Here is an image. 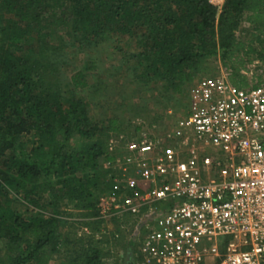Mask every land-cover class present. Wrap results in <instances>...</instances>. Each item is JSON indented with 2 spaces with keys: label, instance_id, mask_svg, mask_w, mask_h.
Masks as SVG:
<instances>
[{
  "label": "trees",
  "instance_id": "1",
  "mask_svg": "<svg viewBox=\"0 0 264 264\" xmlns=\"http://www.w3.org/2000/svg\"><path fill=\"white\" fill-rule=\"evenodd\" d=\"M57 24L78 49L135 38L141 76L178 94L211 61L235 89L256 87L264 65V0H225L219 16L210 0H0V264H50L67 243L60 208L96 211L113 188L101 161L114 160L104 137L121 130L119 119L94 121L90 101L54 80ZM69 85L88 87L86 73ZM69 256L100 264L103 253L90 245Z\"/></svg>",
  "mask_w": 264,
  "mask_h": 264
},
{
  "label": "built area",
  "instance_id": "2",
  "mask_svg": "<svg viewBox=\"0 0 264 264\" xmlns=\"http://www.w3.org/2000/svg\"><path fill=\"white\" fill-rule=\"evenodd\" d=\"M258 75L245 89L223 71L197 80L169 139L142 132L126 144L131 169L100 207L133 217L138 264H264V68Z\"/></svg>",
  "mask_w": 264,
  "mask_h": 264
},
{
  "label": "rangeland",
  "instance_id": "3",
  "mask_svg": "<svg viewBox=\"0 0 264 264\" xmlns=\"http://www.w3.org/2000/svg\"><path fill=\"white\" fill-rule=\"evenodd\" d=\"M210 1L217 6L219 16L225 0ZM244 26L250 27L248 23ZM55 31L52 42L64 45L56 58L60 71L54 75L60 89L66 91L67 97H82L90 101V115L94 121L106 126L110 118L119 119L121 130L104 137L108 152L114 156L113 161H101L103 169L108 171L105 176L108 181L121 178L130 171L131 157L126 150L129 141L139 138L142 132L150 139L157 138L162 142L169 139L175 132L177 121L187 111L194 83L223 71L219 60L211 61L206 71L178 94L163 81H151L141 76L137 59L130 56L139 50L135 38L108 36L98 45L78 49L70 46L64 26L57 24ZM263 68L264 65L259 70ZM77 70H83L87 75L89 86L85 89H73L69 85L70 75ZM25 208V204H17L20 211ZM60 210V216L69 221L59 228L67 243L54 253L50 264H67L69 255L90 245H97L102 250L100 264L139 263L141 254L135 240L132 216L114 210L107 216L100 207V201L96 211L72 206H63ZM141 231L145 233L144 229Z\"/></svg>",
  "mask_w": 264,
  "mask_h": 264
},
{
  "label": "water",
  "instance_id": "4",
  "mask_svg": "<svg viewBox=\"0 0 264 264\" xmlns=\"http://www.w3.org/2000/svg\"><path fill=\"white\" fill-rule=\"evenodd\" d=\"M128 264H135L134 261H130Z\"/></svg>",
  "mask_w": 264,
  "mask_h": 264
}]
</instances>
